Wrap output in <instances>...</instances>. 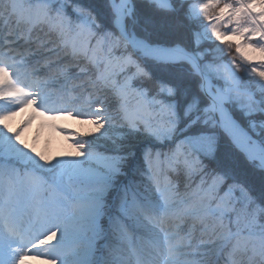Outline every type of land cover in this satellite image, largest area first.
<instances>
[{
    "label": "snow or ice",
    "instance_id": "1",
    "mask_svg": "<svg viewBox=\"0 0 264 264\" xmlns=\"http://www.w3.org/2000/svg\"><path fill=\"white\" fill-rule=\"evenodd\" d=\"M41 259L264 264V0H0V264Z\"/></svg>",
    "mask_w": 264,
    "mask_h": 264
},
{
    "label": "rangeland",
    "instance_id": "2",
    "mask_svg": "<svg viewBox=\"0 0 264 264\" xmlns=\"http://www.w3.org/2000/svg\"><path fill=\"white\" fill-rule=\"evenodd\" d=\"M197 3H199V0H196ZM227 2L236 4V0H227ZM231 25L229 26H223L221 25L222 31H228ZM227 40L228 37H225ZM257 40H253V43H255ZM236 40L233 39L232 43H235ZM241 42H243L241 40ZM219 43V42H218ZM235 54V53H233ZM253 55L259 59V53H253ZM39 109H35V107H30L26 110H23L19 112L12 120L13 121H22L25 123L30 117L35 115V119L32 120V123L25 128L24 134H26V130H28L27 135V141L31 145V147H35L37 151L48 153L52 149V147H55L57 149L58 144L54 141L60 136H66V133L70 132H82L86 133L88 132V124L85 122L80 121L79 119H75L69 116H60L55 120L49 119L48 114H45L44 116L36 115L37 112H39ZM53 125L55 127H53ZM58 129H64V132L58 131ZM51 144H55L54 146H51ZM33 264H44V261L38 260L36 262H33Z\"/></svg>",
    "mask_w": 264,
    "mask_h": 264
},
{
    "label": "trees",
    "instance_id": "3",
    "mask_svg": "<svg viewBox=\"0 0 264 264\" xmlns=\"http://www.w3.org/2000/svg\"><path fill=\"white\" fill-rule=\"evenodd\" d=\"M201 18L203 19V16L201 15ZM203 23L204 24H207L208 23V20L204 19L203 20ZM218 43V42H217ZM220 47H224L223 45H220ZM233 53L234 51H229L228 49H224V57L225 59H230L231 56H233ZM242 75V73H240ZM24 125V123H20V122H17V123H14L13 121H10V127L13 129V131H16L17 129L21 128L22 126ZM94 132V127L92 125H88V132L86 133H93ZM24 133V131H23ZM28 133V131H27ZM77 135H83L84 133L78 131V132H75ZM23 138V137H22ZM92 138V137H90ZM24 141L29 145V143L27 142V139L23 138ZM72 139H75V137L73 136H69V135H66L65 137H58L56 140L54 141L55 143L58 144V149L55 150V149H52L48 155L51 156V157H64L66 156L69 152H72L73 151V145L71 144V140ZM30 147V146H29ZM104 145L101 144L100 145V148L99 150L100 151H103L104 150Z\"/></svg>",
    "mask_w": 264,
    "mask_h": 264
},
{
    "label": "bare ground",
    "instance_id": "4",
    "mask_svg": "<svg viewBox=\"0 0 264 264\" xmlns=\"http://www.w3.org/2000/svg\"><path fill=\"white\" fill-rule=\"evenodd\" d=\"M260 9L257 8L256 11L258 12ZM259 38L258 37H253V40H258Z\"/></svg>",
    "mask_w": 264,
    "mask_h": 264
}]
</instances>
